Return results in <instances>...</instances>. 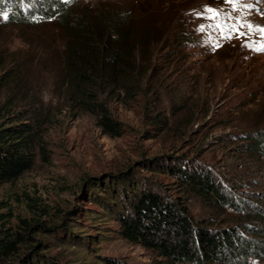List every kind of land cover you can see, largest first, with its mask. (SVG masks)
Wrapping results in <instances>:
<instances>
[{
	"label": "rangeland",
	"instance_id": "obj_1",
	"mask_svg": "<svg viewBox=\"0 0 264 264\" xmlns=\"http://www.w3.org/2000/svg\"><path fill=\"white\" fill-rule=\"evenodd\" d=\"M65 9L73 17L124 9L139 29L152 30V66L139 67L136 91L105 97L120 135L54 80L68 37L59 26ZM263 27L264 0H0V75L28 73L25 96L33 98L20 95L1 116L5 122L26 117L36 127L32 167L0 186V230H19L26 242L21 252L39 245L56 264H196L130 242L116 217L92 214L107 213L104 202L114 205L108 183L115 202L125 205L129 187L112 181L124 172L180 201L194 221L216 220L210 229L240 221L243 215L215 210L169 169L187 166L197 179L208 176L233 200L264 191V165L229 136L264 129ZM118 210L113 206V214Z\"/></svg>",
	"mask_w": 264,
	"mask_h": 264
},
{
	"label": "trees",
	"instance_id": "obj_2",
	"mask_svg": "<svg viewBox=\"0 0 264 264\" xmlns=\"http://www.w3.org/2000/svg\"><path fill=\"white\" fill-rule=\"evenodd\" d=\"M60 19L59 26L65 29L68 37L60 58L55 60L58 77L54 80L59 83L57 85L63 95L80 108L100 113L104 129L120 135L121 124L110 115L105 97L115 91H136L139 67L143 64L142 69L148 72L152 66V57L149 56L155 48V43L151 42L152 30L139 29L134 18L124 9L117 13L111 10L93 15L78 12L75 17L65 9ZM141 51L144 57H140ZM28 79V73L20 69L7 70L0 75V186L18 180L33 165L36 127L26 117L5 122L1 116L9 111L10 105L16 103L20 95L24 99H33L25 96L30 90ZM6 92L10 95L2 101L1 96ZM11 98L13 100L8 101ZM229 136L241 143V152L264 165V129H239ZM169 171L181 178L183 185H189L209 199L215 210L223 208L225 212L230 209L243 215L240 221L228 228L210 229L216 220L207 222L211 218L208 217L204 222L194 221L180 201L157 187L141 186V181L134 179L135 176L124 172L115 175L112 181L122 184L123 189L129 187L130 192L122 198L125 205L115 202V186L108 183L106 188H111L109 197L119 210L114 215L111 203L104 202L101 207L107 213L102 216L94 213L92 216L116 217L122 238L155 249L174 262L250 264L252 260L264 259V191L254 192L250 198L233 200L224 195L220 185L210 177L197 179L189 174L187 166H171ZM96 187L100 185L96 184ZM94 196L100 198L95 191ZM224 221L227 220L224 218ZM23 222L29 227L27 220ZM58 227L55 226L54 231ZM25 243V237L19 230L11 226L3 232L0 230V264L19 260H22L21 264H56L40 252L42 249H37L39 245L34 244L28 253L21 252Z\"/></svg>",
	"mask_w": 264,
	"mask_h": 264
},
{
	"label": "bare ground",
	"instance_id": "obj_3",
	"mask_svg": "<svg viewBox=\"0 0 264 264\" xmlns=\"http://www.w3.org/2000/svg\"><path fill=\"white\" fill-rule=\"evenodd\" d=\"M257 26H258V24H257ZM255 28V27H254ZM264 28V27H263ZM257 29V28H256ZM259 31V30H258ZM247 42V41H246ZM250 42V41H249ZM252 42H253V40H252ZM255 42V41H254ZM247 44H249V43H247ZM246 44V45H247ZM252 45H253V43H251ZM254 44H256V43H254ZM256 45H258V44H256ZM261 45H263V43H260L259 45H258V47H260ZM254 47V46H253ZM252 47V48H253ZM246 48V47H245ZM246 49H248V48H246ZM250 49V48H249ZM251 50V49H250Z\"/></svg>",
	"mask_w": 264,
	"mask_h": 264
},
{
	"label": "snow or ice",
	"instance_id": "obj_4",
	"mask_svg": "<svg viewBox=\"0 0 264 264\" xmlns=\"http://www.w3.org/2000/svg\"><path fill=\"white\" fill-rule=\"evenodd\" d=\"M209 11H214L212 9H209ZM261 31H264V30H261ZM261 48H264V45H261ZM259 50V49H258Z\"/></svg>",
	"mask_w": 264,
	"mask_h": 264
}]
</instances>
